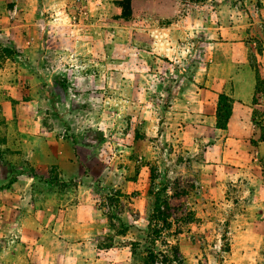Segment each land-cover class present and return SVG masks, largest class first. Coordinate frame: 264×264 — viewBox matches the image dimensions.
<instances>
[{
  "label": "rangeland",
  "instance_id": "1",
  "mask_svg": "<svg viewBox=\"0 0 264 264\" xmlns=\"http://www.w3.org/2000/svg\"><path fill=\"white\" fill-rule=\"evenodd\" d=\"M262 3L0 0V197L25 187L42 237L11 247L18 258L264 264V222L262 238L250 230L264 220L251 148L237 172L209 166L223 144L205 122L213 94L233 92L224 75L247 60L258 80L247 117L264 132ZM161 187L170 226L151 235ZM7 239L1 228L0 264L13 263Z\"/></svg>",
  "mask_w": 264,
  "mask_h": 264
},
{
  "label": "crops",
  "instance_id": "2",
  "mask_svg": "<svg viewBox=\"0 0 264 264\" xmlns=\"http://www.w3.org/2000/svg\"><path fill=\"white\" fill-rule=\"evenodd\" d=\"M262 6L264 7V3H262ZM244 14L247 16L246 13ZM254 16H259V9L257 8V5L254 11L250 12V17ZM259 27L261 28V25ZM246 62V65H239L233 72L229 71L228 74L224 75L225 80L227 78V80L229 79V81H231L233 88V92L231 94H227L225 92L224 95H227L234 100V107L231 108L232 113L227 121L225 130L217 129L215 127V102L217 95L221 92L213 94L212 110L209 113V116L205 117V122L209 124V128L213 131V135H215L214 132L222 133L221 141L223 147L219 148V153L213 152L211 157L212 165L209 166L220 164L222 170L225 172H227V169L232 170V173L237 172V167H239L241 162L244 160L243 151L246 149L245 146L248 145L251 148V151L249 152L246 150L244 161H247V163L251 166L256 165L259 168L260 178L263 179V182L261 183L264 184V141H259L258 128L255 125H251L250 120L247 117L254 108L251 102L253 99L256 75L254 72L255 70L252 66H250V63ZM233 126H237L239 131H233L234 133H232ZM248 128H250V130H247ZM202 159L203 163L208 164L207 161L209 160L204 158ZM20 190H23L24 194L14 196L12 203H6L4 197H0V230L1 228H4V230L7 231L8 239L4 241V244L9 247L8 255L10 259H13L12 264H31V260L30 263L26 260V257L28 256H26L27 254H25V251H22L23 256L22 253H19L18 258L15 252L11 250V247H17L18 245L22 246V244H24L22 249L26 250L28 248V244L34 243L36 245L42 238L36 237V229L32 226V223L35 224V220H33L31 215L32 206L30 205V193H28L25 187L22 189L16 187L13 191L19 193L18 191ZM10 191V188L5 190L6 193ZM4 193H2V196L5 195ZM20 196H22V198ZM26 198L29 199V201L26 202ZM261 208L263 209L262 211H264V207L262 206ZM7 213L8 218L5 217ZM261 217H264V213L262 215L257 214L256 218L260 219ZM262 222H264V220L258 221L257 224H254V222L250 223V230L253 234L258 235L261 238L263 236V232L260 230ZM20 257L25 259V261L23 260L20 262L19 260L16 262V259H20ZM32 257L35 259L34 256Z\"/></svg>",
  "mask_w": 264,
  "mask_h": 264
},
{
  "label": "trees",
  "instance_id": "3",
  "mask_svg": "<svg viewBox=\"0 0 264 264\" xmlns=\"http://www.w3.org/2000/svg\"><path fill=\"white\" fill-rule=\"evenodd\" d=\"M255 81L257 82V76ZM257 83H255L256 86ZM254 86V91L256 90V87ZM233 101L231 98H228L226 95L218 94L217 99L215 102V127L217 129L225 130L227 121L231 114V104ZM259 131V141H264V132L258 128ZM166 193V188L161 187L159 190L154 194L153 202H152V208L150 215L148 217V226L147 228H150L151 226L155 227L158 226L157 231L152 230L150 234L153 233L157 234L161 231L167 230L169 228V223L167 220L169 219L170 215L168 214V211H170V207L168 204V201L166 197L164 196ZM158 237V235H157ZM149 257L154 258L152 253H149ZM153 260V259H152Z\"/></svg>",
  "mask_w": 264,
  "mask_h": 264
},
{
  "label": "built area",
  "instance_id": "4",
  "mask_svg": "<svg viewBox=\"0 0 264 264\" xmlns=\"http://www.w3.org/2000/svg\"><path fill=\"white\" fill-rule=\"evenodd\" d=\"M78 3L87 2V4H93L94 6H98L101 3V0H77Z\"/></svg>",
  "mask_w": 264,
  "mask_h": 264
}]
</instances>
